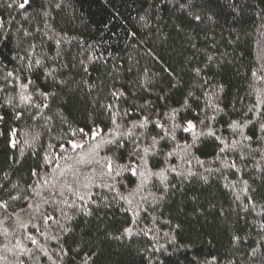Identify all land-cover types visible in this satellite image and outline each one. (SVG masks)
Segmentation results:
<instances>
[{"label": "snow or ice", "instance_id": "1", "mask_svg": "<svg viewBox=\"0 0 264 264\" xmlns=\"http://www.w3.org/2000/svg\"><path fill=\"white\" fill-rule=\"evenodd\" d=\"M167 2L146 0L139 16L144 27L151 19L148 9ZM5 5L22 21L11 14L7 20L0 17V46L12 44L13 26L20 37L10 48L12 67L0 63V264H101L106 250L121 257L137 237L151 241L135 250L142 264H264V91L236 118L228 111L225 84L210 81L200 66L191 69L194 83L173 103L181 79L168 67L163 69L167 87L154 93L156 74L143 68L126 91L112 82L118 79L116 66L105 69L109 61L96 46L69 35L77 17L66 13L67 0H2L0 7ZM173 7L188 22L177 24V33L197 52L199 33L185 31L193 23L206 36L211 33L214 46L215 29H234L248 15L264 30V0H226L223 24L213 0H175ZM52 44L54 55L44 52ZM205 56L208 66L218 68L215 75L232 63L223 54ZM261 62L264 72V58ZM101 69L110 79L93 76ZM37 72L43 85L32 79ZM251 76L264 83L257 71ZM145 92L155 94L156 101ZM64 97L65 111L73 104L83 109L82 124L64 111L50 114V101ZM25 113L48 133L58 119L64 135L44 144L41 134L30 130L21 141L20 130L8 121H20ZM21 144L31 151L26 154ZM26 166L27 178L22 175ZM225 195L231 196L227 209L219 199ZM174 198L180 204L165 217ZM20 203L25 207L15 211ZM116 212L124 215L117 219ZM252 213L260 217L258 224L252 222L259 238L248 243L250 233L242 236L227 224L233 215L238 223L246 220L242 214ZM221 217L229 234L226 254L189 258L191 244L178 239L185 225L215 229ZM107 264L124 262L109 259Z\"/></svg>", "mask_w": 264, "mask_h": 264}, {"label": "trees", "instance_id": "2", "mask_svg": "<svg viewBox=\"0 0 264 264\" xmlns=\"http://www.w3.org/2000/svg\"><path fill=\"white\" fill-rule=\"evenodd\" d=\"M149 2L159 3V0H149ZM254 3L255 0H250ZM2 3V0H0ZM68 7L66 13L71 18L77 17L73 20V28L69 35H77L98 48V54H103L109 63L105 69L111 70L112 66H116L117 81L119 87L124 85L125 90H132L136 81L139 78L141 70L148 68L149 74L152 75L153 83L158 87L153 89V92H158L159 87H167V80L164 77L167 73L163 71L165 67L174 70L177 77L181 79V85L178 89L173 90L175 95L172 96L169 103H173L182 98V93L187 90L193 83L194 74L191 69L195 66H200L205 69L206 78L210 81H221L225 84V89L228 94V102L230 107L228 111L233 118H236L237 112L245 110L247 107L255 103L256 96L260 91H264V83L257 82L255 77L251 76L252 71H257L258 75H264L261 72L262 58H264V30L260 28V21L256 20L254 16L248 15L241 24H236L234 29L225 27L223 32L220 29H215L216 46L213 45V37L210 34L207 36L200 29H197L194 23L190 27H186L185 31L196 35L199 33L194 43L200 46V51L197 52L192 49L183 38L182 34H178L175 26L184 20L182 14L176 11L173 7L175 0L161 5L159 8L148 9L151 19L148 26L144 27L139 16L144 15V10L148 7L146 0H67ZM226 0H213V6L217 4L220 6L221 23L224 18L228 16V9L224 7ZM9 14L22 21V16L18 15L5 6L0 7V17L5 20L9 19ZM31 15V13H29ZM82 20V22H81ZM187 24V20H184ZM64 25L61 24V27ZM28 27V24H25ZM12 31V44L8 47L0 46V63L7 64L9 68L12 67L8 63L11 55L10 48L15 46V43L20 39L16 33L15 26ZM135 32L136 36L132 37L130 33ZM231 33V34H230ZM237 36L239 37L237 39ZM233 41L234 43H228ZM75 43V42H74ZM55 45L52 44L44 48V52L54 55ZM78 49H73V53ZM155 54L159 58L153 59L149 52ZM207 54L213 55L220 59L222 54L224 58L232 63L229 64L227 72H221L220 75H215L218 68L215 64L208 66L205 56ZM86 55V53H85ZM210 67V70H209ZM105 69H101L99 73H93V76L99 79L104 76L105 79H110L105 75ZM131 69V71H129ZM32 79L36 83L43 85L42 74L37 72L33 74ZM137 94L140 95V90L136 89ZM145 97L156 101L155 94L143 93ZM50 101L52 112L55 114L59 111H64L65 115H70L77 122L83 123V109L78 104H73L65 108L62 107L64 100ZM3 101L0 100V103ZM143 99L138 100L137 103H143ZM161 109H163V102H160ZM234 106V107H233ZM7 112V109L4 110ZM191 118V117H190ZM42 124V122H39ZM54 129L52 133H48L46 129L38 126V122L28 119V114L25 113L24 119L20 121H8V125L17 126L20 130V139L23 141L24 133L28 131L39 132L40 141L44 144L51 141L53 135H64L63 126L60 125L59 120L53 122ZM8 125H4L5 130ZM227 134V133H225ZM2 147V143H0ZM24 147L27 154L31 150ZM2 153H0V163H2ZM18 155V153H17ZM259 157H257L258 159ZM29 164L33 161L30 159ZM247 163V162H245ZM251 171L249 166L245 172V178H248L247 172ZM27 178V166L22 173ZM234 177L230 175V179ZM132 185H129L131 187ZM220 202L224 204L227 209L231 203V196L225 195L219 197ZM180 204L178 198H174V202L170 201L168 207L164 211V216L175 214L176 207ZM25 205L23 203L15 206V211H21ZM23 215V213H21ZM124 214L116 212V218L120 219ZM246 215V220L242 219L236 222V216L233 215L231 222L227 224L229 229H235L243 236L245 233H250L247 237L248 243H252L259 237L256 235L257 229L253 227V221L259 223L260 217L252 214ZM215 229L207 227L201 228L200 225L191 227L185 225L183 232L178 237L182 243H190L191 251L188 253L189 258L193 254H199L201 259L211 258V256L222 257L226 254L229 243V234L224 232L226 226L224 218L221 217L217 222ZM163 230H168L167 226L161 225ZM2 239V238H0ZM136 243L131 244L130 249H125L121 257H110L106 250L105 257L101 264H107L109 259H122L124 264H142L141 258L136 254L137 248L150 246L151 241L144 237H137ZM211 241V243H210ZM247 247V245H245ZM110 251H120L119 249H111ZM187 264V261H183ZM225 264L227 262L225 261Z\"/></svg>", "mask_w": 264, "mask_h": 264}]
</instances>
